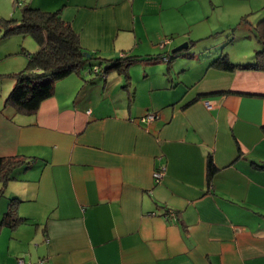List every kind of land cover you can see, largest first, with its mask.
<instances>
[{
  "label": "crops",
  "instance_id": "crops-1",
  "mask_svg": "<svg viewBox=\"0 0 264 264\" xmlns=\"http://www.w3.org/2000/svg\"><path fill=\"white\" fill-rule=\"evenodd\" d=\"M24 7L59 12L102 61L151 63L166 38L165 53L194 49L164 66L162 86L71 74L33 116L5 105L14 81L0 87V159L23 162L0 222L11 203L25 220L0 228V264H264V71L209 67L254 61L264 0H0V16Z\"/></svg>",
  "mask_w": 264,
  "mask_h": 264
},
{
  "label": "trees",
  "instance_id": "trees-1",
  "mask_svg": "<svg viewBox=\"0 0 264 264\" xmlns=\"http://www.w3.org/2000/svg\"><path fill=\"white\" fill-rule=\"evenodd\" d=\"M20 5L21 3L16 1L13 9ZM2 30H4L3 37L10 34L30 36L37 44V50L27 56V68L12 75L14 85L5 98L6 106L24 116L36 114L40 104L53 96L56 81L71 74L91 73L94 69L93 73L101 74L103 78L110 72H116L128 81V68L139 58L125 53L112 60L102 61L92 54H89L87 58L80 46L78 34L68 22L61 18L59 12H43L24 7L18 19L0 16V32ZM253 36L260 49L255 52L252 63L235 64L225 54H221L211 61L209 67L226 72L236 69L264 71V20L254 26ZM92 59L97 60V64L90 66L89 61ZM170 60L169 57L168 63ZM22 163L15 158L0 159V195L7 182L12 179L11 171ZM207 170L208 178H210L214 172L211 159L208 160ZM12 204L1 219L0 228L4 226L14 228L25 221L18 217Z\"/></svg>",
  "mask_w": 264,
  "mask_h": 264
},
{
  "label": "rangeland",
  "instance_id": "rangeland-1",
  "mask_svg": "<svg viewBox=\"0 0 264 264\" xmlns=\"http://www.w3.org/2000/svg\"><path fill=\"white\" fill-rule=\"evenodd\" d=\"M13 12V9H11V13ZM21 13V10L19 11ZM10 13V14H11ZM4 30L0 32V87L3 88L5 91L8 87L9 84H11L13 80L12 75L19 73L21 71H24L27 68L28 64V57L27 54H33L37 50V44L35 41L30 37V36H21V35H8L6 37H3ZM167 39V38H166ZM164 39L160 40L159 42L161 43ZM253 43H255V40H252ZM186 42H183L176 47L184 44ZM245 48V55L248 54V48L246 51ZM167 48V47H166ZM230 48V47H229ZM237 48H243V46H237ZM250 50L252 47H249ZM191 49L194 48H189V49H184L180 52L177 53H165V48H161L158 45V50L153 51L151 54L152 58L150 60L151 63H145V62H138V63H132L129 68H128V75L131 76V85L133 86V89L135 86L140 87L142 85H147L146 83H152L155 86H162V72L164 69V66H166L169 63H165L162 60H159L160 57L159 54H167L170 55L169 57L171 58L172 62L173 61H180L181 55L183 53H187L191 51ZM256 51L260 49V46L255 45ZM256 51H252L251 54H255ZM164 52V53H163ZM247 52V53H246ZM137 54V53H135ZM121 56V53H120ZM247 56V55H246ZM241 56L239 55V58ZM242 60V59H241ZM91 64L90 66H93L97 64V60H90L89 61ZM244 62V61H243ZM84 75L86 76H91L87 72H83ZM148 74V75H147ZM150 74V75H149ZM147 75V76H146ZM172 75V81L173 83H176L177 77L179 76L176 73L171 74ZM140 76V77H139ZM109 81H108V86L113 82L116 81L118 78V75L115 72H112L108 75ZM96 78V77H93ZM99 80V79H98ZM148 81V82H147ZM165 83V82H164ZM119 85V84H118ZM112 89L114 90V84H111ZM176 88V87H175ZM98 90L93 92V95L97 100H99L100 103H107L108 98H106L104 102V97H101L102 88H97ZM110 91H108L107 96L110 94ZM111 99L117 100L114 94L111 95ZM103 100V101H102Z\"/></svg>",
  "mask_w": 264,
  "mask_h": 264
},
{
  "label": "built area",
  "instance_id": "built-area-1",
  "mask_svg": "<svg viewBox=\"0 0 264 264\" xmlns=\"http://www.w3.org/2000/svg\"><path fill=\"white\" fill-rule=\"evenodd\" d=\"M169 42L168 39H164L161 43L159 42V47L161 48H164L166 46V44ZM161 60L165 63H168L169 61V57L167 54L163 55L161 57ZM93 72H95V69L93 70ZM157 118V115L156 113H146L144 116H142L140 118V120L142 122H152L153 120H155ZM164 174V166H158V168L154 171L153 173V179L155 182H158L159 179L163 176ZM175 213L172 212V211H168L164 214V217H167V218H171V219H175ZM19 264H23L21 260L18 261Z\"/></svg>",
  "mask_w": 264,
  "mask_h": 264
},
{
  "label": "water",
  "instance_id": "water-1",
  "mask_svg": "<svg viewBox=\"0 0 264 264\" xmlns=\"http://www.w3.org/2000/svg\"><path fill=\"white\" fill-rule=\"evenodd\" d=\"M188 47V44L187 43H184L178 47H175L174 49L171 50V53H176V52H179L183 49H186ZM85 56L88 58L89 57V53L85 52Z\"/></svg>",
  "mask_w": 264,
  "mask_h": 264
}]
</instances>
